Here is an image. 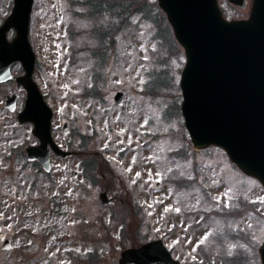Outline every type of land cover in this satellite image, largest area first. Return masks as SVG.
Listing matches in <instances>:
<instances>
[{
    "label": "rangeland",
    "instance_id": "374dc122",
    "mask_svg": "<svg viewBox=\"0 0 264 264\" xmlns=\"http://www.w3.org/2000/svg\"><path fill=\"white\" fill-rule=\"evenodd\" d=\"M89 2L99 7L91 10ZM112 2L127 15L106 10ZM144 2L147 7L133 11L130 0H34L29 28L34 77L54 110L55 141L76 154L63 158L51 152L49 172L29 163L24 152L4 160L10 147L35 139L31 124L16 127L24 93L9 111L4 97L16 87L0 84V230L14 233V248L2 250L0 240V264H87L89 254L90 264H119L124 248L157 238L181 264H223V250L233 244L236 264H261L264 199L258 198H264V188L221 148L192 147L180 112L184 53L157 0ZM251 3L244 0L239 8L219 0L227 18L246 17ZM12 6L13 0H0V23ZM92 85L94 93L84 94ZM117 91L123 92L120 104ZM114 137L125 143L116 144ZM81 160L89 161L88 172ZM181 173L185 182L173 178ZM105 188L109 204L99 200ZM217 195L221 199L214 201ZM229 201L241 206L239 215L229 214ZM168 204L173 207L165 211ZM176 207L185 210L176 213ZM115 210L118 216L111 220ZM205 232L207 240L196 244Z\"/></svg>",
    "mask_w": 264,
    "mask_h": 264
},
{
    "label": "water",
    "instance_id": "95a60500",
    "mask_svg": "<svg viewBox=\"0 0 264 264\" xmlns=\"http://www.w3.org/2000/svg\"><path fill=\"white\" fill-rule=\"evenodd\" d=\"M33 0H14L12 13L0 28V81L16 80L26 93L18 123H33L37 145L26 149L28 157L38 158L50 169V148L60 149L51 136L53 112L33 80L35 54L28 41V23ZM242 6L244 0H228ZM166 14L173 34L183 48L186 62L181 72V110L195 149L215 144L222 147L231 161L264 186V0H252L249 16L227 20L217 0H157ZM13 26L16 36L5 39V30ZM20 61L23 74L9 72L13 61ZM122 92L115 100L122 101ZM16 94H8L5 105L13 110ZM67 124L64 123V132ZM108 202L106 191L100 194ZM10 245L6 243L4 248ZM264 264V241L259 247ZM178 264L161 239L121 252L119 264Z\"/></svg>",
    "mask_w": 264,
    "mask_h": 264
},
{
    "label": "snow or ice",
    "instance_id": "6c2138e0",
    "mask_svg": "<svg viewBox=\"0 0 264 264\" xmlns=\"http://www.w3.org/2000/svg\"><path fill=\"white\" fill-rule=\"evenodd\" d=\"M128 6H129L133 11H139L141 8H145V7H147V4L144 2V0H130V4H129ZM144 59L147 60L148 57L145 56ZM145 86H146V85H145ZM86 106H87V105H85V107H86ZM91 122H92L91 120H88V121H87V123H89V124H90ZM119 131H120V132H124L125 129H124V128H120ZM112 139L115 140V143H116V144H121V145H123V144L125 143V141H121L118 137H114V138H112ZM132 142H133L132 140H128V141H127L128 144H131ZM104 146H105V147H109V145H107V144H105ZM119 151H120V152H123V148L119 149ZM135 160H136V157L133 156V157H132V162L135 163ZM2 163H3V160H0V164H2ZM121 163H123V162H121ZM128 171H132V167H131V166H129ZM171 171H172L171 169H168V172H171ZM156 175L159 176V173H156ZM183 175H184L183 173H181V174H179V175H174L173 178L176 179V180H180L181 182H185V181L183 180ZM135 176L139 178V177L142 176V173H141L140 171H136V172H135ZM189 179H190V178H189ZM61 183H63V181H62ZM132 183L135 184L136 181L133 180ZM212 183H213V184H216V183H222V181H212ZM231 191H232V189L229 188V189H228V192L225 193V196H227L228 193H230ZM68 192L71 193V192H72V189L69 188V189H68ZM213 199H214V201H219V200L221 199V197H220L219 195H217V196L214 197ZM258 199H264V198H258ZM253 202H255V201H253ZM159 203H162V202H159ZM151 207H152V206L149 205V208H151ZM172 207H173V206H172L171 204H168V205L165 206L164 210H165V211H168V210L172 209ZM212 207H213V208L220 209V208L223 207V205H222V204H216V203H213ZM226 207L230 210L229 214H234V215H239V214H240L241 206H240L239 204L233 206V204L231 203V201H229L228 204L226 205ZM174 210H175L176 213H180L182 210H185V209H182L181 207H176ZM186 210H187V211H194V209H192V208H188V209H186ZM72 211H76V209H72ZM244 211H246V209H244ZM148 214L151 215L152 213L149 212ZM0 215H3V213H0ZM9 219H10V218H9ZM200 219L203 220V219H205V217H200ZM70 222H71V223H76L75 220H72V221H70ZM181 223H183V221H181ZM194 223H198V221H194ZM212 223H217V221L213 220ZM8 226L11 227V225H8ZM173 226H174V225H173ZM184 226L187 227L186 224H185ZM25 227H27V225H25ZM121 227H123V225H121ZM229 227H231V225H229ZM33 231H35V229H33ZM208 237H209V232H205V233L203 234V236H202L200 239L196 240V244H198V245H199V244H202L205 240H207ZM185 239H187V240H191L190 237H185ZM218 239H219V237H218ZM28 243L31 244L32 241L29 240ZM222 247H223V245H222ZM236 247H237V246L233 244V245H230L229 248L223 250V264H236V262H237V260H238V257H239V252H237L236 255L234 256V255H233V251H232L233 249H236ZM77 251H79V249H77ZM193 259H195V257H193Z\"/></svg>",
    "mask_w": 264,
    "mask_h": 264
},
{
    "label": "trees",
    "instance_id": "16d2710c",
    "mask_svg": "<svg viewBox=\"0 0 264 264\" xmlns=\"http://www.w3.org/2000/svg\"><path fill=\"white\" fill-rule=\"evenodd\" d=\"M99 4V3H98ZM87 6H89V8H91V10H94V9H97L98 7H99V5H96V4H92V3H88L87 4ZM106 7H107V9L106 10H112V11H114V12H116V13H118V14H120V15H124V16H122V17H125V15H127V10L126 9H124V12L122 11V9H118V6L116 5V3L115 2H112L110 5L108 4V5H106ZM100 10H101V8H100ZM163 18L162 19H165L164 18V15H161ZM167 30L169 31L170 29H169V26L167 25ZM98 38H100V37H98ZM102 49H104V48H102ZM102 49H100V50H102ZM100 50H98V52L99 53H103V51H100ZM95 55H99V54H96L95 53ZM119 213V212H118ZM123 231V230H122Z\"/></svg>",
    "mask_w": 264,
    "mask_h": 264
},
{
    "label": "flooded vegetation",
    "instance_id": "af4514ba",
    "mask_svg": "<svg viewBox=\"0 0 264 264\" xmlns=\"http://www.w3.org/2000/svg\"><path fill=\"white\" fill-rule=\"evenodd\" d=\"M29 163H31L32 164V162L31 161H28ZM0 201H1V198H0ZM3 218V215H0V219H2ZM0 231H3L4 233H5V235H6V231H4V230H0ZM11 235H14V233H13V231L11 230V233H10V239H11ZM12 248H14V246H12ZM11 248V249H12ZM20 254H22V252H20Z\"/></svg>",
    "mask_w": 264,
    "mask_h": 264
}]
</instances>
